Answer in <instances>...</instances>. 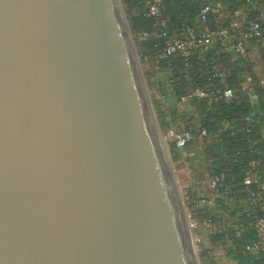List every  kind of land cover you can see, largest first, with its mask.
I'll use <instances>...</instances> for the list:
<instances>
[{"label":"water","instance_id":"95a60500","mask_svg":"<svg viewBox=\"0 0 264 264\" xmlns=\"http://www.w3.org/2000/svg\"><path fill=\"white\" fill-rule=\"evenodd\" d=\"M122 0H0V264H200Z\"/></svg>","mask_w":264,"mask_h":264},{"label":"built area","instance_id":"2783aa9c","mask_svg":"<svg viewBox=\"0 0 264 264\" xmlns=\"http://www.w3.org/2000/svg\"><path fill=\"white\" fill-rule=\"evenodd\" d=\"M137 1L144 6L145 16L153 21V30L142 32L139 37L140 39L149 37L156 39L157 53L153 57V62L158 64L163 72L162 77L155 81V84L160 86L157 91L163 94L161 97L166 98L168 103L172 101L174 104H169L168 108L171 110L165 109L168 111V117L163 120L171 122L166 128L164 138L174 144L179 151L184 150L193 142L194 131L203 140L208 139L209 142H212L218 136L208 135L197 119L198 111L193 108L191 103L194 101L217 103L233 101L239 97L238 91L226 83L229 70L223 64L222 58L231 54L244 63H248L251 48L264 47V9L253 17L247 5L235 8L232 13H229L224 10L220 2L204 0V5L194 18L185 21L180 28L170 30L168 19L163 15L164 0ZM251 2L252 0L246 1L247 4ZM210 14H214L217 22L216 27L207 26ZM157 76L159 77V75L155 77ZM245 82L248 88L247 96L252 94L256 84L262 86L264 90V75L257 74V77L248 75ZM176 106L179 110L187 109V116H189L187 120H190L194 127L187 129L182 121L171 120L170 113H174ZM263 120L264 109L258 108L248 114L245 117V132L249 133L255 125ZM229 127H232V124L226 121L221 129L225 131ZM255 170H251L245 177L246 185L254 183L253 173ZM208 179L212 187L210 195H194L185 201L189 224L193 231H197L201 226L212 224L211 219L199 221L196 218L199 206L213 205L218 198L232 199L230 189H220L221 177L219 175L212 174ZM260 189L257 192H251L252 203L255 205L259 203L255 197L264 193V187ZM253 227L256 239L246 246V250L260 251L264 259V217H255ZM194 239L198 243L202 242L198 234Z\"/></svg>","mask_w":264,"mask_h":264},{"label":"trees","instance_id":"16d2710c","mask_svg":"<svg viewBox=\"0 0 264 264\" xmlns=\"http://www.w3.org/2000/svg\"><path fill=\"white\" fill-rule=\"evenodd\" d=\"M221 3L224 10L232 13L235 8L247 5L251 16H256L264 9V0H252L247 4V0H215ZM127 7L128 19L132 32L136 35L137 45L143 56H152L157 53L155 48L156 39L149 37L140 39L138 36L142 32H151L153 30L152 19L145 16V8L137 0H124ZM204 0H164L163 15L168 19L170 30L180 28L185 21L194 18L204 5ZM210 28L216 27L217 22L214 14H210L207 21ZM260 62L264 71V47L261 48ZM223 64L229 70L226 77V83L239 93V97L233 101H219L217 103L210 101H194L193 108L198 111V120L200 125L208 132V135L218 136L212 142L205 139L206 149L204 152L205 160L210 168V173L221 177L219 187L221 190L230 189L232 199H216L213 205H201L197 210L196 218L199 221L211 219L212 222L231 221L239 225L245 231L237 233L230 229L224 233L210 235L212 243L219 240L230 239L234 247L228 251L229 258L233 264H264V259L260 251H247L245 244L253 243L256 239L253 222L255 217H264V193L255 198L259 200L256 205L239 214L242 211L244 203L252 202L251 192L261 190L255 183L245 184V177L253 169L264 170V136L258 135V128L264 125V120L254 126L249 132H245V117L251 112L256 111L255 106L264 109V90L263 87L256 84L252 91L255 104L247 96L248 88L245 82L246 73L252 77L257 74L251 73L252 67L231 54L222 58ZM171 120L175 119V113L170 114ZM164 121V120H163ZM230 122L232 127L223 131L224 122ZM165 122V121H164ZM171 122V121H170ZM170 122H165L167 128ZM187 129L194 127L187 117L182 119ZM254 144V145H253ZM171 151L174 154V160L180 155L179 150L174 144L171 145ZM211 174V175H212ZM193 197V196H192ZM220 216V217H219ZM213 264L208 251L204 252Z\"/></svg>","mask_w":264,"mask_h":264},{"label":"rangeland","instance_id":"374dc122","mask_svg":"<svg viewBox=\"0 0 264 264\" xmlns=\"http://www.w3.org/2000/svg\"><path fill=\"white\" fill-rule=\"evenodd\" d=\"M122 3H123L125 13L128 16L127 7H126L124 0H122ZM132 36H133V39L135 41V44H136V47L138 50L140 65H141V68L143 71V75H144L146 84L148 86V92H149V95H150V98L152 101L153 109H154L156 118L158 120V124L160 126V129L162 131V134L164 135L166 133L167 129L164 127L165 122L163 121V118L168 117V111H166L165 109L168 108L169 104L170 105L173 104V102L171 101L168 103V101H166V98L164 99L163 97H161L163 94L161 92H160L161 94L158 93L157 90L160 89V86H159V84L157 86L155 84V81L158 80V78L162 77L163 72L160 70L159 65L153 62L152 56H149V55L143 56L140 53L139 47L137 45L136 35L132 34ZM159 60H160V58H159ZM156 61H158V59H156ZM156 75H159V77L158 76L155 77ZM156 94H158L159 96H155ZM171 107L173 109V106H171ZM168 109H170V108H168ZM174 113L176 115V117H175L176 121L175 122L182 121V119L184 117H189V116H187V114H188L187 109L186 110H183V109L179 110L177 108V106L175 107ZM170 114H172V113H170ZM165 145H166V148L168 150L169 159H170V161L172 163V167L174 169V174L176 177L177 186H178V189L180 191L181 198L183 200L184 207H185L186 212H187V207H186L185 201H187L189 199V195L187 194L186 189L188 187H191L193 184L197 185V183L199 186L202 183L200 181L203 180V178H201L202 177L201 175L209 178L212 174V173H210V168H209V165L207 164L206 160L202 159L203 153L205 152V149H206V143L204 142L203 138L196 131H194L193 142L191 143L190 146L187 147V149L184 150V152L188 155L187 161L189 163L187 165V168L189 167V169L187 171L182 169V165H184V163L182 165L180 164V163H182V160L179 159V157L182 156V154L180 153V156L177 157L178 161H174V154L171 151L172 143L170 141H168L167 139H165ZM194 172L198 173V176H196L195 178L193 177ZM196 234H197V231L192 230L193 242H194V245L196 248V253L198 255L200 264H208L209 259H207V257L204 256V252L208 251L209 255H211L214 253V251H213L211 246L204 245L202 242L198 243L194 239Z\"/></svg>","mask_w":264,"mask_h":264},{"label":"crops","instance_id":"0c3cea01","mask_svg":"<svg viewBox=\"0 0 264 264\" xmlns=\"http://www.w3.org/2000/svg\"><path fill=\"white\" fill-rule=\"evenodd\" d=\"M259 53H261V48L252 47L250 50V58H249L248 63L253 69V71L251 73L256 72V74H258V75H264V71H263L262 65L260 63V58H259L260 54ZM260 73H262V74H260ZM246 76H248V73H246ZM250 77H251V75H250ZM155 96H159V95L156 94ZM249 97H250L251 102L253 103V106H254L255 98H253L252 94ZM255 108H256V110H258L259 107L255 106ZM257 131H258V135H261V137H263L264 136V125L259 127ZM185 149H187V148H185ZM184 150L179 152V154L180 153L182 154V156L179 155L180 156L179 159L182 160V163H180V164L182 165L184 163V165H185V166L182 165V169L187 171L189 169V167L187 168V165L189 162L187 161L188 155L184 152ZM202 159L205 160L204 153H203ZM174 161H178V158H176ZM196 176H198V173L194 172L193 177L195 178ZM201 176H202L201 178H203V180L200 181L202 183L199 186L197 183V185L193 184L191 187H188L186 189L189 197H192L194 195L206 196V195L211 194L212 187L210 186L208 177H204L203 175H201ZM253 182L260 187H264V170H260V169L255 170V172L253 173ZM252 207H253L252 202H250L249 204L244 203L243 207L241 208L242 211H240L239 214L250 210ZM230 229L236 231L237 233L245 231L239 225H236L235 223H232L231 221L226 222L225 220H222V222H215V223L212 222V224H210L208 226H201L197 230V234L201 237L202 243L204 245L211 246L213 251H214V253L210 255V257H211L210 259H212L213 264H233L232 260L229 258V255H228V251L230 250V248L234 247L233 241L228 238V239H225L224 241L219 240L216 243H212L210 240V235L217 234V233H224L226 231H229ZM249 244H245L244 247H246ZM208 264H212L210 260H209Z\"/></svg>","mask_w":264,"mask_h":264}]
</instances>
